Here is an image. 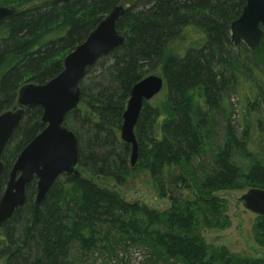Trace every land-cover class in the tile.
<instances>
[{
    "label": "trees",
    "instance_id": "obj_1",
    "mask_svg": "<svg viewBox=\"0 0 264 264\" xmlns=\"http://www.w3.org/2000/svg\"><path fill=\"white\" fill-rule=\"evenodd\" d=\"M32 1L0 0L17 9L0 21V113L16 107L22 85L57 75L63 57L119 4H127L116 21L126 40L87 68L79 104L64 117L78 139L81 174H60L39 202L36 179L27 185L23 205L0 225V262L72 264L75 249L112 252L117 244L138 243L151 262L264 264V258L233 256L225 248L208 253L197 229L199 213L205 223L226 225L218 218V190L264 188V89L250 99L243 134L226 119L208 169L197 173L191 165L233 74L257 71L264 78V37L256 50L245 43L236 47L230 38V24L246 0H39L20 7ZM192 29L202 33L199 42H190ZM157 72L166 96L160 105L143 102L134 128L136 164L150 172L161 195L166 167H179L193 179V198H173L165 210L97 183L101 177L121 184L134 168L130 144L120 138L122 115L131 87ZM41 115L40 106L26 109L5 145L0 196L17 155L42 130ZM254 230L264 243V216Z\"/></svg>",
    "mask_w": 264,
    "mask_h": 264
},
{
    "label": "water",
    "instance_id": "obj_2",
    "mask_svg": "<svg viewBox=\"0 0 264 264\" xmlns=\"http://www.w3.org/2000/svg\"><path fill=\"white\" fill-rule=\"evenodd\" d=\"M56 3L68 0H53ZM14 5H0V21L16 11ZM124 6L116 5L62 59V70L43 83H26L17 91L16 107L0 113V174L3 171L1 154L25 110L40 106L42 130L19 152L9 172L5 189L0 196V225L10 218L26 199V187L36 179L35 201L39 202L60 174H81L78 168L79 146L76 134L63 124L65 115L80 101V80L101 56L125 43V36L116 29V21ZM264 37V0H246L243 11L230 24V38L237 47L245 43L250 49L260 47ZM164 79L149 74L138 80L122 115L120 138L130 144L129 161L135 165L138 142L134 132L144 100L160 92ZM243 204L264 216V188L251 187L239 196Z\"/></svg>",
    "mask_w": 264,
    "mask_h": 264
},
{
    "label": "rangeland",
    "instance_id": "obj_3",
    "mask_svg": "<svg viewBox=\"0 0 264 264\" xmlns=\"http://www.w3.org/2000/svg\"><path fill=\"white\" fill-rule=\"evenodd\" d=\"M37 1L39 0L23 3L20 7L29 6ZM124 6H127V4H124ZM201 34L199 31L190 30V42H199L202 38ZM263 56L264 50L262 51ZM157 74L161 75L159 72ZM249 75L240 76L238 73L233 74L234 78L231 79V85L229 84L222 93L220 111H211L213 119L208 121L207 131H203L204 142L201 155L191 163L197 173L205 172L203 168L208 167V164L212 161L216 144H220V139L223 138V128L226 119L235 125L238 135L243 134V124L251 105L250 99L254 98L256 92H262L264 89V78L260 76V72H249ZM165 96L166 86L164 83L160 92L153 96L149 102L154 105H160L164 101ZM259 99L264 100V93L263 99ZM262 109L264 112V103L262 104ZM230 111L231 114H229ZM228 115L230 118H228ZM236 159L240 161V159ZM136 163L123 183L117 184L111 178L101 177L97 178V183L117 190L127 200H139L159 210L167 209L171 205L173 198H193V188H191L192 191L189 190V184L193 182V179L179 167L171 166L165 168L166 188L164 189V194L161 195L155 187L150 172L139 168ZM192 169L190 170L193 171ZM248 189L249 187L246 186L240 189H221L214 193V195H218V201L221 204L218 209L221 210L222 215L220 214L218 218L226 220V225L220 226L205 223L202 219V214H198L197 229L208 243V253L217 252L225 248L233 256L264 258V243L258 240L254 230L259 215L248 209L239 199V196ZM73 255L74 262L72 264H164L162 261H149L146 248L138 243H130L126 247L123 244H117L112 252L110 247H100L93 252L75 249ZM0 264L3 263L0 262Z\"/></svg>",
    "mask_w": 264,
    "mask_h": 264
}]
</instances>
